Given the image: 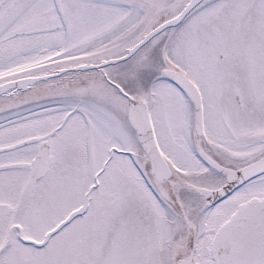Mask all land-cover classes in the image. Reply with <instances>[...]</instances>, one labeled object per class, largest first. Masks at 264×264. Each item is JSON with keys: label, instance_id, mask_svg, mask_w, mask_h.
<instances>
[{"label": "snow or ice", "instance_id": "obj_1", "mask_svg": "<svg viewBox=\"0 0 264 264\" xmlns=\"http://www.w3.org/2000/svg\"><path fill=\"white\" fill-rule=\"evenodd\" d=\"M0 264H264V0H0Z\"/></svg>", "mask_w": 264, "mask_h": 264}]
</instances>
